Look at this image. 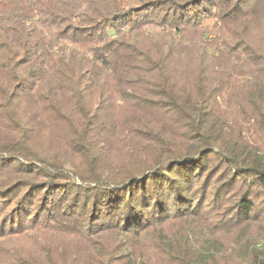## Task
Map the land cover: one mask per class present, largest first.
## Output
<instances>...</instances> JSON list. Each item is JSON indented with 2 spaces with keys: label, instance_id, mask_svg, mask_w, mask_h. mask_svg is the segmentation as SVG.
<instances>
[{
  "label": "trees",
  "instance_id": "1",
  "mask_svg": "<svg viewBox=\"0 0 264 264\" xmlns=\"http://www.w3.org/2000/svg\"><path fill=\"white\" fill-rule=\"evenodd\" d=\"M255 22L264 0H0V264H264L244 235L264 228ZM43 114L78 116L75 153L134 136L147 154L119 173L69 170L27 143ZM223 229L240 236L224 246Z\"/></svg>",
  "mask_w": 264,
  "mask_h": 264
},
{
  "label": "rangeland",
  "instance_id": "2",
  "mask_svg": "<svg viewBox=\"0 0 264 264\" xmlns=\"http://www.w3.org/2000/svg\"><path fill=\"white\" fill-rule=\"evenodd\" d=\"M247 37L256 50L264 53V26H262V24L258 22L253 23L248 30ZM60 106L65 110L68 108V104H66L64 101H60ZM127 113L128 111L118 110L116 112L114 121L121 123L123 120H130V117L127 115ZM148 117L155 120L156 122H164L160 119L157 113L151 114ZM69 118V121L72 122L75 127H79V120L76 114L70 115ZM236 118H239V116L235 117L234 119ZM69 121L63 119L60 120L58 117L56 118L49 114L41 115L38 120H34L32 123H30L32 130L29 134L30 140L28 138L27 143L39 153H45L44 155L50 157L49 159L55 156L57 159H59L61 164H64V166L69 170L71 167H83L85 169H88L89 167H95L103 174L119 173L125 169H130L135 165L132 163L134 157L133 154L143 151L138 146V143H140L141 146L143 145L139 137L131 136L121 139L112 136L109 137L111 140L106 141L105 143L102 142L103 138L101 139L100 137H97L92 143L95 146L92 148L95 152L91 153V156H84L78 154V152L75 153L76 147L73 145V129L70 127L71 125L69 124ZM165 127L166 126L163 128ZM4 128L5 127L0 125V141H4L5 139L10 140L8 137H11L12 135V133H9L8 131L6 132L7 129ZM167 128L169 127L167 126L166 129ZM116 135L119 136L118 134ZM245 136L248 138H255L252 136V131L250 130L245 134ZM143 152L147 154L146 151ZM208 160V163L211 165L218 164L216 158L213 155H210ZM219 172L220 171H218V173ZM209 198L210 197L207 196L208 201ZM208 201L202 210L204 212L203 217L204 219H216L217 215L215 214L218 213V210H213L215 205H210ZM242 228L244 229V226H242L241 229ZM240 230H232L231 232V230L223 229L222 232H220L219 238L224 241V246H228L231 242L237 240L240 236ZM244 235L255 237L258 244L264 246V228L262 229L260 225L251 224L248 229L244 231ZM239 255L240 252H234L233 257L231 258L219 257L216 264H240L237 263L236 259V257H239ZM152 264L170 263L165 261L162 262L161 260H154Z\"/></svg>",
  "mask_w": 264,
  "mask_h": 264
}]
</instances>
